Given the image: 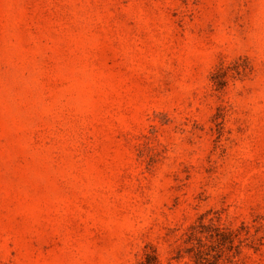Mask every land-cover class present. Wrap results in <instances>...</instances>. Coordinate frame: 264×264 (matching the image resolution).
Masks as SVG:
<instances>
[{
  "label": "rangeland",
  "instance_id": "374dc122",
  "mask_svg": "<svg viewBox=\"0 0 264 264\" xmlns=\"http://www.w3.org/2000/svg\"><path fill=\"white\" fill-rule=\"evenodd\" d=\"M0 264H264V0H0Z\"/></svg>",
  "mask_w": 264,
  "mask_h": 264
}]
</instances>
